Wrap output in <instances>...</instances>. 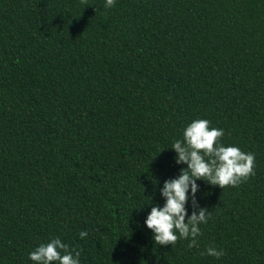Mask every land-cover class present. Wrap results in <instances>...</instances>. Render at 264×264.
I'll return each mask as SVG.
<instances>
[{"label":"trees","instance_id":"obj_1","mask_svg":"<svg viewBox=\"0 0 264 264\" xmlns=\"http://www.w3.org/2000/svg\"><path fill=\"white\" fill-rule=\"evenodd\" d=\"M103 4L0 0V264L53 238L80 264H264V0ZM197 119L255 175L197 180L199 247L155 245L144 221Z\"/></svg>","mask_w":264,"mask_h":264},{"label":"clouds","instance_id":"obj_2","mask_svg":"<svg viewBox=\"0 0 264 264\" xmlns=\"http://www.w3.org/2000/svg\"><path fill=\"white\" fill-rule=\"evenodd\" d=\"M86 5V0H81ZM115 6V0H104V8ZM223 129L211 128L207 119H197L189 123L171 149L176 153L175 162L186 165L178 177L165 180L160 189L164 198L162 207L153 206L144 224L151 230L155 245L174 246L179 239L188 241V248L199 247L198 237L202 235L200 225L208 222L210 213L201 208L196 200L199 191L197 180L225 187H238L255 175V155L243 152L236 146H223L219 143ZM163 151V150H161ZM160 151V152H161ZM191 199L193 211L188 215L186 205ZM187 217V218H186ZM88 233L81 231V239ZM80 251L70 249L59 238L40 244L29 253L33 264H80ZM223 250L214 246L205 248L201 255L215 258L223 256Z\"/></svg>","mask_w":264,"mask_h":264}]
</instances>
